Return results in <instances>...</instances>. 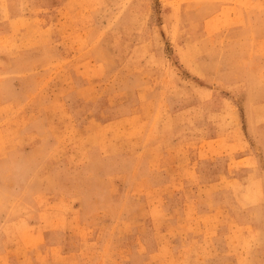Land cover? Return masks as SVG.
Here are the masks:
<instances>
[{
	"label": "rangeland",
	"instance_id": "1",
	"mask_svg": "<svg viewBox=\"0 0 264 264\" xmlns=\"http://www.w3.org/2000/svg\"><path fill=\"white\" fill-rule=\"evenodd\" d=\"M0 264H264V0H0Z\"/></svg>",
	"mask_w": 264,
	"mask_h": 264
}]
</instances>
